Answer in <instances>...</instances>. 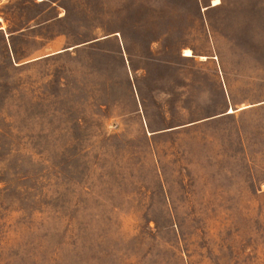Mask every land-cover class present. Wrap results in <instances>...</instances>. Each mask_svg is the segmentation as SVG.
Instances as JSON below:
<instances>
[{
  "label": "rangeland",
  "instance_id": "1",
  "mask_svg": "<svg viewBox=\"0 0 264 264\" xmlns=\"http://www.w3.org/2000/svg\"><path fill=\"white\" fill-rule=\"evenodd\" d=\"M0 264H264V0H0Z\"/></svg>",
  "mask_w": 264,
  "mask_h": 264
},
{
  "label": "bare ground",
  "instance_id": "2",
  "mask_svg": "<svg viewBox=\"0 0 264 264\" xmlns=\"http://www.w3.org/2000/svg\"><path fill=\"white\" fill-rule=\"evenodd\" d=\"M214 4H217V3H214ZM185 55H187V56H190L191 55V53H190V50H185Z\"/></svg>",
  "mask_w": 264,
  "mask_h": 264
},
{
  "label": "snow or ice",
  "instance_id": "3",
  "mask_svg": "<svg viewBox=\"0 0 264 264\" xmlns=\"http://www.w3.org/2000/svg\"><path fill=\"white\" fill-rule=\"evenodd\" d=\"M219 2V0H213V3H218Z\"/></svg>",
  "mask_w": 264,
  "mask_h": 264
}]
</instances>
